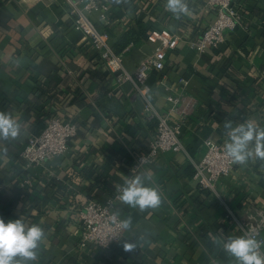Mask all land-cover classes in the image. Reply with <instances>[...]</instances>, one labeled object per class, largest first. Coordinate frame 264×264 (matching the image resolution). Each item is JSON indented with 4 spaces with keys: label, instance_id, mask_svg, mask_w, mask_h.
<instances>
[{
    "label": "crops",
    "instance_id": "1",
    "mask_svg": "<svg viewBox=\"0 0 264 264\" xmlns=\"http://www.w3.org/2000/svg\"><path fill=\"white\" fill-rule=\"evenodd\" d=\"M99 1L91 18L132 75L153 54L150 30L179 35L164 68L148 72L143 94L105 67L63 0H0V112L21 125L17 139L0 141V218L44 230L28 264H236L216 241L244 235L247 215L264 212V161L233 163L210 189L193 173L207 138L225 142V120L264 127V0H232L242 24L201 53L190 42L214 17L205 0H186L180 18L165 9L166 0ZM170 94L196 99L181 126L185 150L163 152L131 173L155 133L150 116L168 111ZM55 115L74 122L76 135L64 154L27 167L20 151ZM169 117L176 122L179 115ZM134 175L157 188L159 207L140 211L117 201L114 211L132 217L131 229L107 251L80 249L78 210ZM262 239L264 252V230ZM123 241L135 249L124 252Z\"/></svg>",
    "mask_w": 264,
    "mask_h": 264
},
{
    "label": "built area",
    "instance_id": "2",
    "mask_svg": "<svg viewBox=\"0 0 264 264\" xmlns=\"http://www.w3.org/2000/svg\"><path fill=\"white\" fill-rule=\"evenodd\" d=\"M73 23L79 29L92 48L97 52L105 67L118 73L121 80H129L142 94L147 90L144 84L147 74L151 70L161 71L164 68V58L168 50L176 48L179 35L165 29L150 30L147 40L155 44L153 54L144 59L134 74L126 72L121 64L120 55L117 54L110 42L109 34L99 30L91 18V13L103 7L99 0H63ZM232 0H205L208 7L214 12V17L202 30L201 34L190 42V46L198 52H204L207 47H215L222 40L225 29L234 30L242 24L241 15L231 5ZM104 19V14H101ZM194 97L168 95V111L161 114H151L156 120L155 133L150 138L146 152L134 158L130 172L135 173L152 162L166 151L183 152L185 150L181 140V126L192 112L195 105ZM149 105H146V109ZM177 112L179 118L176 122L170 121V112ZM77 133V126L71 120L59 116H51L46 125L38 134L30 135L20 151L25 165L32 166L50 160L67 150L68 141ZM224 143L211 138L205 140L206 150L200 162L194 164L193 178L203 187L210 189L219 177L226 176L233 166V162L223 152ZM28 183V180H25ZM119 189L109 197L102 200L87 201L78 210L80 237L77 246L88 248L95 246L107 251L118 242L123 230L119 226L122 220L114 211L118 199ZM244 234L262 242L260 251L263 252L262 231L264 230V212L257 210L247 215L241 225Z\"/></svg>",
    "mask_w": 264,
    "mask_h": 264
},
{
    "label": "clouds",
    "instance_id": "3",
    "mask_svg": "<svg viewBox=\"0 0 264 264\" xmlns=\"http://www.w3.org/2000/svg\"><path fill=\"white\" fill-rule=\"evenodd\" d=\"M165 9L180 18L187 14L186 0H166ZM223 126L225 142L224 154L233 163L246 164L250 158L264 161V127L252 121L233 125L225 120ZM21 125L10 113L0 112V141L15 140L20 136ZM121 203L140 211L156 209L161 204V194L157 188L148 186L145 177L134 175L124 181L118 193ZM122 230H130L132 217L119 221ZM45 237L44 230L38 224L28 225L21 219L0 218V264H28L37 259V249ZM226 254L233 257L236 264H264V252L260 251L261 243L255 238L244 234L228 236L218 240ZM134 242L123 241L122 250L132 252Z\"/></svg>",
    "mask_w": 264,
    "mask_h": 264
}]
</instances>
